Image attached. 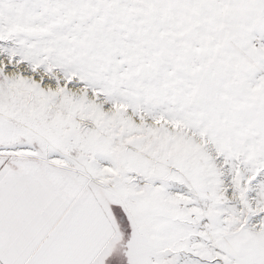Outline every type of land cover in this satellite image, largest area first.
Instances as JSON below:
<instances>
[{
    "label": "snow or ice",
    "instance_id": "6c2138e0",
    "mask_svg": "<svg viewBox=\"0 0 264 264\" xmlns=\"http://www.w3.org/2000/svg\"><path fill=\"white\" fill-rule=\"evenodd\" d=\"M0 264H264V0H0Z\"/></svg>",
    "mask_w": 264,
    "mask_h": 264
}]
</instances>
